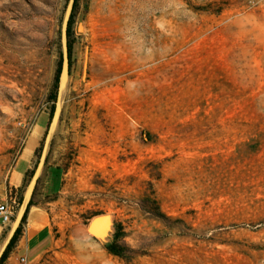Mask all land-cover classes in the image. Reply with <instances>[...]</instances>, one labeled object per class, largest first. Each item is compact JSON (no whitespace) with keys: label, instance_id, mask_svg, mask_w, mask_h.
<instances>
[{"label":"rangeland","instance_id":"1","mask_svg":"<svg viewBox=\"0 0 264 264\" xmlns=\"http://www.w3.org/2000/svg\"><path fill=\"white\" fill-rule=\"evenodd\" d=\"M72 4L0 0L4 231L30 201L35 170L9 178L31 136L36 169L64 173L24 224L44 214L52 247L9 264H264V0H79L68 39Z\"/></svg>","mask_w":264,"mask_h":264},{"label":"crops","instance_id":"2","mask_svg":"<svg viewBox=\"0 0 264 264\" xmlns=\"http://www.w3.org/2000/svg\"><path fill=\"white\" fill-rule=\"evenodd\" d=\"M33 136L28 139L26 146L20 153V156L10 174L9 183L11 187L19 189L26 183L28 173L35 170L34 177L30 181L25 199L30 200L32 198L34 188L40 183L42 185V194L40 197L42 200L46 201V204H48L49 200L54 199L55 196L61 192L64 173L58 166H49L45 170L36 169V150L40 145L42 132L35 137ZM31 142H34L33 146H31ZM30 217L32 221H30L28 227H24L22 236L6 264H9V261L13 256L16 257V259H21L23 262H32L52 247V228L48 225L42 227L35 226L37 221L44 222V214L40 215L39 211L34 209L31 211ZM16 224L17 223L6 232L4 231L5 225L0 222V237L3 238L4 236V241L0 244V256L12 237Z\"/></svg>","mask_w":264,"mask_h":264},{"label":"trees","instance_id":"3","mask_svg":"<svg viewBox=\"0 0 264 264\" xmlns=\"http://www.w3.org/2000/svg\"><path fill=\"white\" fill-rule=\"evenodd\" d=\"M78 2L79 0H73L71 12L69 14V18L67 21L66 33H67L68 39L70 38L71 33H72L74 20H75V16L77 12V7H78ZM72 57H73V42L70 40L67 45V58H68L69 67H71ZM63 64H64V59L62 56L59 62V67H58V71L56 75V82H55L56 89H58L59 84H60V77H61L62 70H63ZM52 100L55 101L56 98L54 97ZM54 110H55V106L52 107L51 116L53 115ZM34 195H35V190L33 191L32 198L27 204L26 210L23 214V217L21 219L19 226L15 229L12 237L10 238L8 244L6 245L4 251L2 252L0 256V264L7 263L20 237L22 236L24 224L26 223L30 208L33 206ZM148 203L150 206H148V208L147 206L144 207L145 212L150 213L153 217L166 218V216L161 212L159 203L156 198H151V200H148ZM119 238H120V233L119 231H117L114 235L112 242L109 243L106 248L111 254L123 257V247L119 244Z\"/></svg>","mask_w":264,"mask_h":264},{"label":"built area","instance_id":"4","mask_svg":"<svg viewBox=\"0 0 264 264\" xmlns=\"http://www.w3.org/2000/svg\"><path fill=\"white\" fill-rule=\"evenodd\" d=\"M13 213L10 210L8 204H0V221L3 225H6L11 222Z\"/></svg>","mask_w":264,"mask_h":264},{"label":"water","instance_id":"5","mask_svg":"<svg viewBox=\"0 0 264 264\" xmlns=\"http://www.w3.org/2000/svg\"><path fill=\"white\" fill-rule=\"evenodd\" d=\"M100 223V219L97 218L95 219L92 224L90 225L89 231L91 233L97 234L98 233V229L96 228V224Z\"/></svg>","mask_w":264,"mask_h":264},{"label":"bare ground","instance_id":"6","mask_svg":"<svg viewBox=\"0 0 264 264\" xmlns=\"http://www.w3.org/2000/svg\"><path fill=\"white\" fill-rule=\"evenodd\" d=\"M37 131V130H36ZM34 140V139H33ZM36 140V139H35ZM34 143V142H33ZM33 143H32V145L31 146H33ZM102 224L101 223H98V224H96V228L98 229V232L101 230V226Z\"/></svg>","mask_w":264,"mask_h":264}]
</instances>
